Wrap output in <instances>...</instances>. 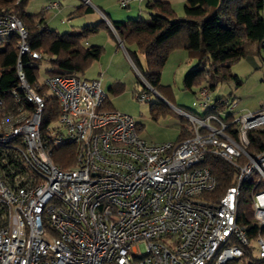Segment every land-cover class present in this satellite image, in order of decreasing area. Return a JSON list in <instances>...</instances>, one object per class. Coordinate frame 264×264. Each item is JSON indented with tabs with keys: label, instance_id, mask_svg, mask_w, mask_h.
<instances>
[{
	"label": "built area",
	"instance_id": "1",
	"mask_svg": "<svg viewBox=\"0 0 264 264\" xmlns=\"http://www.w3.org/2000/svg\"><path fill=\"white\" fill-rule=\"evenodd\" d=\"M57 8L52 2L44 11ZM11 35L18 38L17 83L7 91L11 106L0 97V264H244L249 246L264 259V151H247L249 130L264 128V106L234 114L236 99L226 98L224 111L207 113L215 104L202 88L200 115L177 109L191 136L148 142L132 116L103 107L109 98L101 76L30 83L20 57L41 55L28 48L21 21L0 12V38ZM48 98L58 113L46 119ZM67 145L73 163L62 168L53 150ZM207 155L236 170L215 200L205 196L217 187ZM246 181L253 238L237 223Z\"/></svg>",
	"mask_w": 264,
	"mask_h": 264
},
{
	"label": "trees",
	"instance_id": "2",
	"mask_svg": "<svg viewBox=\"0 0 264 264\" xmlns=\"http://www.w3.org/2000/svg\"><path fill=\"white\" fill-rule=\"evenodd\" d=\"M28 1L20 0L17 4H10L8 0H5L6 5L3 8L0 7V12L12 14L21 21L26 31L25 42L28 48L41 55L40 59L31 58L28 54L20 57L23 73L26 79L34 85L39 83V60L45 56L48 57L51 66L47 75L79 78L89 64L101 54V46L85 47L83 45L89 33H95L100 29L108 30L112 37L121 42L134 68L140 74L138 82L145 90L146 85L153 89L160 86L159 78L163 65L169 53L175 49H185L190 55L199 58L197 66L185 72L182 81L184 87L191 88L205 79L207 70L203 67L204 62L201 60L205 57L210 66L209 86H207L210 89L228 80H234L237 85L240 83V79L230 70V66L234 60L249 52L251 42H256L264 52L262 45L264 42V0H188L183 6L182 16H177L168 3L147 0L144 3L150 14L147 19L138 17L125 21H113L104 13L109 24L102 19L97 23L87 24L82 28H73L63 33L51 29L45 22L44 15L48 12L44 11L45 5L38 14L26 13L25 6ZM57 3L58 8L53 10L59 9L60 4ZM127 4L122 6L119 3L122 8ZM90 12L92 8L82 3L68 13L67 18ZM17 42L18 38L15 35L0 38V97L4 98L5 103L10 106L12 102H10L7 91L17 83L15 71L18 57ZM262 60L264 61V57ZM202 88L206 87H201L197 91L196 99ZM38 90L43 93L44 88L39 87ZM223 99L226 98L213 100L210 97L215 108L206 110L207 113L224 111L226 105H223ZM103 107L112 108L109 101ZM151 108L158 112L165 107L155 102L151 103ZM57 113V103L48 98L45 108L46 119L55 117ZM191 134L190 125L189 127L182 125L176 141L187 138ZM248 138L250 142L247 151L250 155L264 151V128L249 130ZM73 158L72 146H60L53 150L52 160L62 168L72 164ZM204 165L211 170L217 180L215 190L205 196L214 200L218 199L225 189L233 184L236 170L228 162L214 155H207ZM237 223L244 228L248 236L254 237L256 224L251 209V183L249 181L242 183L239 188ZM243 249L242 262L244 264H264V259L254 256L253 248L249 246Z\"/></svg>",
	"mask_w": 264,
	"mask_h": 264
},
{
	"label": "rangeland",
	"instance_id": "3",
	"mask_svg": "<svg viewBox=\"0 0 264 264\" xmlns=\"http://www.w3.org/2000/svg\"><path fill=\"white\" fill-rule=\"evenodd\" d=\"M45 1L29 0L25 6L26 13L38 14ZM73 3L80 4V1L66 0L62 2V7L64 6L67 12L69 8H66L65 5ZM89 15L91 14L87 13L73 18L65 17V23H60L59 18H56L55 21L49 23V26L60 33L76 28V25L79 26L78 28H82L85 25L83 19L92 17ZM86 24L88 23L86 22ZM83 45L85 47L98 45L102 47V51L100 56L93 60L84 72L79 75V78L91 79L101 76L111 107L132 116L140 129V136L146 141L159 143L175 142L178 139L181 126L189 127V122L178 115L180 113L177 109L197 115L203 112L204 108H200L197 105L196 94L201 87L207 88L209 86L210 66L205 57L201 58L204 62L203 67L207 70L205 79L191 88H185L182 82L183 76L185 72L197 66L199 58L187 56V52L183 49H175L169 53V55L171 53L180 54L182 60L179 62L175 56L170 55L161 70L159 84L169 85L170 88L168 89L173 95V99H169L168 102L162 96L161 90L164 86L161 84L156 89H151L147 85V89H143L142 84L138 82L140 76L137 74V70L124 54V49L119 46L118 40L112 37L108 30L101 29L95 33H89ZM255 46L256 43L253 42L251 48H255ZM260 52V58L258 55H254L256 57L255 65H251L247 60L243 59L231 64V71L235 70L243 76L242 85L235 87L234 80L220 82L213 89L207 88L211 98L215 99L216 97L233 94L242 100V104L251 105L255 104L260 97H263L264 80L262 83L260 81L264 76V61H261L262 57H264L263 48H260ZM38 67V81L42 83L51 69L47 56L39 60ZM140 91L147 95L145 100L140 101L135 97ZM155 102L163 104L165 108L158 112L153 111L151 103Z\"/></svg>",
	"mask_w": 264,
	"mask_h": 264
},
{
	"label": "crops",
	"instance_id": "4",
	"mask_svg": "<svg viewBox=\"0 0 264 264\" xmlns=\"http://www.w3.org/2000/svg\"><path fill=\"white\" fill-rule=\"evenodd\" d=\"M55 1L59 2V4H60L59 9L48 11L44 15L45 22L47 23L48 26H49V23L52 21H55L56 18H59L58 20L60 23H65L66 22L65 17H67V14L70 13L71 11H73L76 6H78L82 3H86L87 5H89L92 8V12L89 13V14H91L89 16H92V17H89V19H83L85 22V25H87L86 22L88 24H93V23L99 22L102 19L106 23H109L106 16L104 15V13H106L107 16L109 17V19L113 20V21H125L127 19H135L138 17L142 18V19H147L150 17L148 9H146L144 6L145 1H147V0H129L127 6L124 8L120 7V5L118 3L119 0H88V2H85L84 0H79L80 4H77V3L74 4L73 3L70 5H65L66 8H69V10L67 12L65 11V7L64 6L62 7V5H63L62 2L66 1V0H46L42 4L41 9L43 8L44 5H46L50 2H55ZM151 1H160V2L168 3L172 7L173 11L175 12V14L177 16H182L183 15V6L188 0H151ZM4 5H6L5 0H0V7L3 8ZM75 27L78 28L79 26L76 25ZM105 43H107V42H105ZM118 44H119V46H122V44H120L119 42H118ZM252 44H253V42L250 43V50L247 54H245L244 56H240L238 59L234 60L233 62L240 60V59H243V60H247L251 65L252 64L255 65L256 64V59H255L256 57L254 55H258L260 58L259 53H257L260 51V48L258 47L257 43H256L255 48H251ZM262 45L264 46V42L262 43ZM183 50H185V49H183ZM185 51L188 54L187 56L192 57V55H190L187 50H185ZM124 54L129 59L125 49H124ZM170 55L175 56L179 62L182 60L180 54L171 53ZM170 55H168V56H170ZM167 60H168V57L166 58V61ZM130 63L132 64L131 61H130ZM230 70H231V66H230ZM233 73L240 79V83L238 85L235 83V87H239L240 85H242V77L243 76L240 75L239 73H237L235 70L233 71ZM263 80H264V76L262 79H260L261 83ZM161 85L164 87L161 90L163 95L162 94H160V95H162L169 102V99H173V95L168 89V88H170V86L166 85V84L165 85L161 84ZM103 87H104V85H103ZM232 95L233 94H230L228 96H223V97H216V98H227V97L235 98L236 99V105H235L234 110H233L234 114L255 110L261 106H264V96L260 97L259 100L257 102H255V104L245 105V104L241 103L242 100H240L237 96H235V95L232 96ZM139 134H140V132H139Z\"/></svg>",
	"mask_w": 264,
	"mask_h": 264
},
{
	"label": "water",
	"instance_id": "5",
	"mask_svg": "<svg viewBox=\"0 0 264 264\" xmlns=\"http://www.w3.org/2000/svg\"><path fill=\"white\" fill-rule=\"evenodd\" d=\"M109 24V23H108ZM118 42H120L119 40H118ZM121 44V43H120ZM137 74L140 76V74L137 72Z\"/></svg>",
	"mask_w": 264,
	"mask_h": 264
}]
</instances>
